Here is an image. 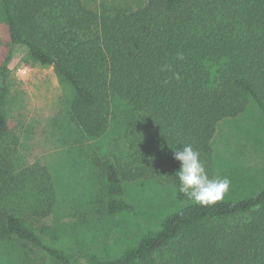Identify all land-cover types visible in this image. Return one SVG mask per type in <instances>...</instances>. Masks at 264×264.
I'll return each mask as SVG.
<instances>
[{
	"label": "trees",
	"instance_id": "1",
	"mask_svg": "<svg viewBox=\"0 0 264 264\" xmlns=\"http://www.w3.org/2000/svg\"><path fill=\"white\" fill-rule=\"evenodd\" d=\"M0 5L10 43L72 87L69 115L81 134L91 140L112 126L121 132L123 150L95 161L109 216L134 210L125 184L140 180L171 185L178 202L188 201L177 191L173 150L191 144L209 175L219 123L251 101L264 117V0H146L114 14L82 0ZM3 91L1 85L0 138L8 131ZM54 206L46 166L16 169L1 154L0 241L28 242L69 264L25 223L48 218ZM89 264H264V187L244 199L183 205L117 259Z\"/></svg>",
	"mask_w": 264,
	"mask_h": 264
},
{
	"label": "rangeland",
	"instance_id": "2",
	"mask_svg": "<svg viewBox=\"0 0 264 264\" xmlns=\"http://www.w3.org/2000/svg\"><path fill=\"white\" fill-rule=\"evenodd\" d=\"M102 14L136 9L146 0H82ZM9 58L7 69L1 68ZM8 131L0 138V156L15 168L39 163L52 175L55 206L46 219L25 218L42 241L68 258L89 264L91 258L114 260L136 246L163 218L191 201L178 202L171 185L149 179L125 184L132 212L109 216L106 180L95 161L119 154L121 132L113 126L99 139H86L69 112L72 87L52 66L34 62L22 45H12L0 5V86ZM209 177L227 176L230 188L222 200L244 199L264 187V117L251 101L236 118L219 123L212 140ZM0 264H60L33 244L0 241Z\"/></svg>",
	"mask_w": 264,
	"mask_h": 264
},
{
	"label": "clouds",
	"instance_id": "3",
	"mask_svg": "<svg viewBox=\"0 0 264 264\" xmlns=\"http://www.w3.org/2000/svg\"><path fill=\"white\" fill-rule=\"evenodd\" d=\"M177 59L183 60L184 57L178 54ZM175 78L179 79V74ZM173 159L179 162L175 171L177 191L189 201L202 206L212 205L222 200L229 191L230 179L219 175L210 178L201 162L199 151L191 144L173 150Z\"/></svg>",
	"mask_w": 264,
	"mask_h": 264
}]
</instances>
